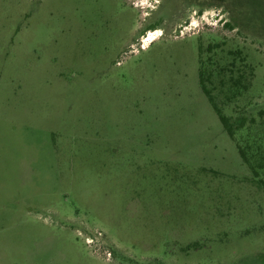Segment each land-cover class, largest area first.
I'll return each mask as SVG.
<instances>
[{
  "label": "rangeland",
  "instance_id": "1",
  "mask_svg": "<svg viewBox=\"0 0 264 264\" xmlns=\"http://www.w3.org/2000/svg\"><path fill=\"white\" fill-rule=\"evenodd\" d=\"M211 46L246 65L213 93L234 140L199 86ZM246 133L264 0H0V264H264Z\"/></svg>",
  "mask_w": 264,
  "mask_h": 264
},
{
  "label": "trees",
  "instance_id": "2",
  "mask_svg": "<svg viewBox=\"0 0 264 264\" xmlns=\"http://www.w3.org/2000/svg\"><path fill=\"white\" fill-rule=\"evenodd\" d=\"M216 49L217 46H211L207 47L204 52L205 57L198 70L199 86L228 137L234 140L235 133L244 127L239 122L231 121L223 113V108L217 105L213 93L219 90V93L224 94L223 88L226 87L227 91L225 92L229 94L226 96L227 101L239 97L242 93L241 90L247 89V81L243 70L246 65L242 62L243 59H241L239 64L235 65L234 60L239 55V52L231 54L234 58L229 64L221 65L220 62L206 55L211 50L215 51ZM215 81L220 88L214 85ZM247 129L246 132H249L251 127L249 126ZM246 134L243 144H237L236 142L237 153L245 167L252 174V181H256L264 189V140L262 136L252 137L251 133ZM202 248L199 242L194 241L182 247L181 251L196 252Z\"/></svg>",
  "mask_w": 264,
  "mask_h": 264
},
{
  "label": "bare ground",
  "instance_id": "3",
  "mask_svg": "<svg viewBox=\"0 0 264 264\" xmlns=\"http://www.w3.org/2000/svg\"><path fill=\"white\" fill-rule=\"evenodd\" d=\"M147 39H148V38H145V40H144V41H147Z\"/></svg>",
  "mask_w": 264,
  "mask_h": 264
}]
</instances>
